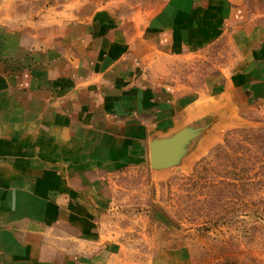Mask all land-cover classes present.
I'll list each match as a JSON object with an SVG mask.
<instances>
[{"label": "crops", "instance_id": "obj_1", "mask_svg": "<svg viewBox=\"0 0 264 264\" xmlns=\"http://www.w3.org/2000/svg\"><path fill=\"white\" fill-rule=\"evenodd\" d=\"M57 12L0 20V264H158L113 216L155 137L264 102V0Z\"/></svg>", "mask_w": 264, "mask_h": 264}, {"label": "rangeland", "instance_id": "obj_2", "mask_svg": "<svg viewBox=\"0 0 264 264\" xmlns=\"http://www.w3.org/2000/svg\"><path fill=\"white\" fill-rule=\"evenodd\" d=\"M151 3L0 0V20L33 29L62 9L81 14L109 5L147 16ZM207 130L178 165L152 169L155 180L142 183L147 197L128 199L114 221L136 244L131 248L150 250L152 239V256L162 250L158 264H264V102L247 107L235 123Z\"/></svg>", "mask_w": 264, "mask_h": 264}, {"label": "water", "instance_id": "obj_3", "mask_svg": "<svg viewBox=\"0 0 264 264\" xmlns=\"http://www.w3.org/2000/svg\"><path fill=\"white\" fill-rule=\"evenodd\" d=\"M224 121L223 118L220 119L221 123ZM218 125L214 121L207 120L202 123L186 125L164 137H155L150 144L152 169L163 170L178 165L192 141L208 131L207 128H216L219 127Z\"/></svg>", "mask_w": 264, "mask_h": 264}]
</instances>
